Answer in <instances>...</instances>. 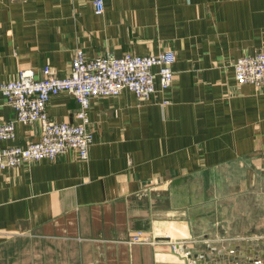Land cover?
Returning <instances> with one entry per match:
<instances>
[{"label": "crops", "instance_id": "1", "mask_svg": "<svg viewBox=\"0 0 264 264\" xmlns=\"http://www.w3.org/2000/svg\"><path fill=\"white\" fill-rule=\"evenodd\" d=\"M92 1L0 0V83L47 64L66 76L76 49L170 50L173 82L156 78L148 99L93 97L87 160L70 149L0 170V264H187L168 244H128L139 230L190 236L194 264L223 250L221 264L234 250L235 264H264V85L239 84L233 68L264 49V0H103L102 13ZM77 109L67 92L46 106L56 122L76 123ZM14 116L0 94V123ZM40 135L15 122L0 148Z\"/></svg>", "mask_w": 264, "mask_h": 264}, {"label": "built area", "instance_id": "2", "mask_svg": "<svg viewBox=\"0 0 264 264\" xmlns=\"http://www.w3.org/2000/svg\"><path fill=\"white\" fill-rule=\"evenodd\" d=\"M92 2L95 12L102 13L103 0ZM174 62L175 55L170 50L158 54L126 53L119 57L106 54L89 58L81 49H76L66 76H58L56 70L48 64L43 66L40 78L35 77L32 68H21L15 79L0 83V94L15 112L14 118L0 123V140L13 138L15 122H38L41 135L39 140L24 147L15 145L0 148V170L16 168L23 163L41 159L54 160L70 149L75 150L81 160H87L92 142L88 118L91 99L97 96H117L123 90L133 92L138 98L148 99L155 92L156 78L161 90L171 86ZM233 68L234 77L239 84L263 86L264 49L238 58ZM60 92H67L77 102L76 123L56 122L49 117L47 103L51 96ZM194 241L190 236L169 242L157 241L140 230L126 239L128 244H168L173 253H182L187 264L195 262L188 257L191 250L183 246ZM234 251L227 254L234 255ZM256 260L258 264V258ZM229 262L233 264L234 261L229 260L226 264Z\"/></svg>", "mask_w": 264, "mask_h": 264}, {"label": "water", "instance_id": "3", "mask_svg": "<svg viewBox=\"0 0 264 264\" xmlns=\"http://www.w3.org/2000/svg\"><path fill=\"white\" fill-rule=\"evenodd\" d=\"M246 236H249V234H247ZM232 249H233V248H232ZM229 250H230V249H229ZM233 250H234V249H233ZM208 251H209L211 254H214V253L216 252L214 248H209ZM234 252H235V251H234ZM234 254H235V253H234ZM219 255H222V251H219V252L217 253V256L214 257V260H213V261H211V262H207V261H206L205 264H221V259H222V258H225V251L223 250V257H222V258L219 257ZM201 258H204V256L202 255ZM227 258H228L229 260H231V261H234L233 264H235L236 260H237L239 257L236 256V255H231V254H229V256H228ZM256 259H257V258H255V257L252 258V259H248V262L252 263V262H254Z\"/></svg>", "mask_w": 264, "mask_h": 264}]
</instances>
